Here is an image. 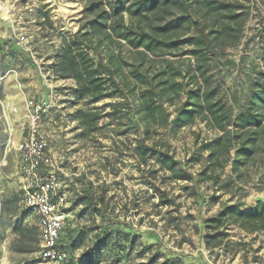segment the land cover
Wrapping results in <instances>:
<instances>
[{"label":"trees","instance_id":"1","mask_svg":"<svg viewBox=\"0 0 264 264\" xmlns=\"http://www.w3.org/2000/svg\"><path fill=\"white\" fill-rule=\"evenodd\" d=\"M250 1L84 0L79 28L62 38L53 56L52 71L60 78L74 80L76 102L118 98L108 103L111 110L105 115L135 122L142 135L135 151L142 162L156 158L175 179L191 181L188 188L192 193H197L199 181L230 192L252 169L258 179L264 178V26L262 68L255 69L242 103L237 95L232 104L223 99L210 69L217 54L239 43L250 15ZM260 2L264 6V0ZM41 16L43 25L56 30L48 10ZM180 56H188L189 63L179 64ZM169 107H174L173 112ZM102 114V110H76L84 134L97 128ZM197 120L213 128L216 135L205 144V164L194 175L171 151L166 134ZM160 133L165 138L157 140ZM228 167L230 172L226 173ZM78 181L83 185L74 204L84 205L83 212L94 213L99 220L63 228L61 249L73 253L83 247L66 264L123 263L140 243V236L122 227V221L108 211L104 194L97 191L93 181L85 176ZM21 198L22 191L12 198L0 195L1 226L5 216L20 213L17 204ZM219 198L212 196L213 201ZM245 205L231 201L213 216H200L202 238L208 248L221 247L233 255L245 249L247 242L229 240L228 231L233 227L264 235V200ZM13 232L15 251L25 254L40 249L37 224L15 222ZM146 249L141 247L138 257H143ZM199 256L204 258L203 253ZM188 257L177 254L159 261V254L154 253L147 261L134 264H186Z\"/></svg>","mask_w":264,"mask_h":264},{"label":"rangeland","instance_id":"2","mask_svg":"<svg viewBox=\"0 0 264 264\" xmlns=\"http://www.w3.org/2000/svg\"><path fill=\"white\" fill-rule=\"evenodd\" d=\"M247 4L250 15L239 43L217 54L210 69L221 96L229 104L233 103L234 95L241 103L245 100L255 69L262 68L264 6L260 0ZM83 8L84 0H0V190L4 191L1 195L12 198L21 194L16 178H26L21 170L23 155L11 148L4 158L7 140L10 134L19 140L27 136L31 105H38L40 134L47 143V153L61 169L62 190L67 196L64 228L88 224L94 218L99 220L94 213L83 212L84 205L73 202L82 190L78 178L85 176L104 194L108 211L122 221V227L140 236L130 259L121 264L147 261L154 253L159 254V261L177 254L189 255L186 264H264L263 234L231 228L229 240L247 242L245 249L233 255L221 247L205 245L199 219L201 215H215L223 204L231 201L245 202L249 207L258 199L264 200V178L258 179L255 169L230 192L199 181L197 193H192L188 188L191 181L175 179L156 158L140 160L135 146L142 135L135 122L127 118L112 120L105 115L111 110L108 103L118 100L117 97L76 102L74 80L53 73L55 51L64 36L78 30ZM43 10L49 11L56 30L43 25ZM22 36L24 44L18 45V37ZM187 57H177L178 63L187 65ZM77 109L103 111L97 128L90 134L83 133ZM168 110L173 112L174 107ZM215 135L213 128L197 120L176 133H167L166 137L176 158L195 175L206 161L205 144ZM160 137L165 138L161 133L156 135L157 140ZM229 172L230 167L226 170ZM213 194L220 196L218 201H213ZM163 198L169 202H163ZM17 206L20 213L5 216L3 226L0 225V264H53L39 259L37 252L24 254L13 249L15 222L28 224L35 220L33 214L24 213L20 201ZM141 247L147 249L143 257H138ZM82 249L73 253L66 250L68 260Z\"/></svg>","mask_w":264,"mask_h":264},{"label":"built area","instance_id":"3","mask_svg":"<svg viewBox=\"0 0 264 264\" xmlns=\"http://www.w3.org/2000/svg\"><path fill=\"white\" fill-rule=\"evenodd\" d=\"M25 37H18L17 44L23 45ZM28 132L24 139L9 135L8 149L15 148L23 155L22 172L26 178L22 184V208L38 218L41 231L39 259L66 264L69 255L59 246L61 232L68 216L67 196L62 190L61 169L47 153V143L40 134V107L31 105L28 114Z\"/></svg>","mask_w":264,"mask_h":264},{"label":"crops","instance_id":"4","mask_svg":"<svg viewBox=\"0 0 264 264\" xmlns=\"http://www.w3.org/2000/svg\"><path fill=\"white\" fill-rule=\"evenodd\" d=\"M7 153H8V151L6 150V154H5V157L4 158H6ZM17 170H18V166L16 167V171H15V174L16 175H18V171ZM6 176L8 177V175H6ZM17 180H18L19 189H20V191H22V184L24 182V178L22 176H17L16 181ZM1 193H4V191L3 190L2 191L0 190V195H1ZM33 216L35 218L34 222H29L28 224H37L38 225V218L34 214H33ZM25 224H27V223H25Z\"/></svg>","mask_w":264,"mask_h":264}]
</instances>
